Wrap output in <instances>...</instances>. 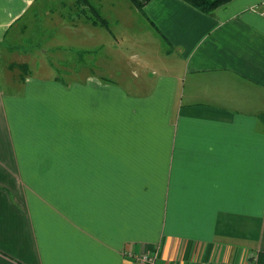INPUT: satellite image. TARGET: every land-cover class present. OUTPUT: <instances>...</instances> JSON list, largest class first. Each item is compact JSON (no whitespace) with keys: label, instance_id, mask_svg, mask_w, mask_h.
Wrapping results in <instances>:
<instances>
[{"label":"crops","instance_id":"1","mask_svg":"<svg viewBox=\"0 0 264 264\" xmlns=\"http://www.w3.org/2000/svg\"><path fill=\"white\" fill-rule=\"evenodd\" d=\"M52 1L0 0V264H255L264 0L211 14L153 0L144 17L171 55L133 86L86 74L70 90L40 60L92 25L74 15L44 40L53 16L33 24L35 7Z\"/></svg>","mask_w":264,"mask_h":264},{"label":"rangeland","instance_id":"2","mask_svg":"<svg viewBox=\"0 0 264 264\" xmlns=\"http://www.w3.org/2000/svg\"><path fill=\"white\" fill-rule=\"evenodd\" d=\"M93 2L109 23L110 31L100 27L79 26L77 30L70 29L71 36L63 32L57 38L63 41L55 43L60 47L64 45V49L56 53L43 54L46 59L40 60V63L51 66L52 73L60 80L61 84L58 86L67 90L74 87V81H83L84 78L81 77L86 74L104 82L120 84L123 81L122 83L132 86L144 81L149 73L145 66L157 65L161 62L160 59H163L162 55L167 54L172 46L164 42L159 36V30L155 29L129 0H93ZM35 8L37 15V20L33 22L35 25L39 19V23L43 22L44 13H47L48 18L53 16L50 17L51 21L46 22V26H49L44 40L54 39L50 34L55 31L50 27L58 26L59 31L65 28L67 30L69 26L74 23L79 24L80 21L79 18V21L74 19L76 11L72 0H53L44 8L42 5ZM80 19L85 20L83 16ZM80 51H89V53L79 54ZM38 72L31 69V75H37ZM151 77L148 78L150 80L157 78ZM0 88L5 89L4 86Z\"/></svg>","mask_w":264,"mask_h":264},{"label":"trees","instance_id":"3","mask_svg":"<svg viewBox=\"0 0 264 264\" xmlns=\"http://www.w3.org/2000/svg\"><path fill=\"white\" fill-rule=\"evenodd\" d=\"M74 1V10L78 17H84L86 22L94 27H100L110 31V25L103 17L101 10L94 4L93 0H72ZM153 0H129L133 7L139 11L143 16L145 15L146 7ZM182 2L190 5L194 9L203 14H211L217 9L229 4L233 0H181ZM154 27V26H153ZM157 29L156 27H154ZM166 44L170 42L161 36ZM171 45V44H170ZM172 48L167 54L172 53ZM8 70L11 72H17L22 77L31 76V69L28 65L10 64ZM255 264H264V254H259L257 258L253 259Z\"/></svg>","mask_w":264,"mask_h":264},{"label":"built area","instance_id":"4","mask_svg":"<svg viewBox=\"0 0 264 264\" xmlns=\"http://www.w3.org/2000/svg\"><path fill=\"white\" fill-rule=\"evenodd\" d=\"M131 257L134 259L132 264H155L154 259H150L147 257H134L132 254Z\"/></svg>","mask_w":264,"mask_h":264}]
</instances>
